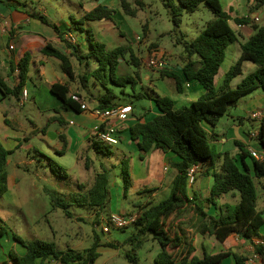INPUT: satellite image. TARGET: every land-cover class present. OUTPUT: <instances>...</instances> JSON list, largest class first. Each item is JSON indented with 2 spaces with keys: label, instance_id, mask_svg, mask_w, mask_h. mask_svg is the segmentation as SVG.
Segmentation results:
<instances>
[{
  "label": "trees",
  "instance_id": "1",
  "mask_svg": "<svg viewBox=\"0 0 264 264\" xmlns=\"http://www.w3.org/2000/svg\"><path fill=\"white\" fill-rule=\"evenodd\" d=\"M117 1L121 11L133 17L144 5L142 0H135L136 7H133L127 0ZM252 1L251 10L259 9L264 5V0ZM162 2L170 10L176 27L179 26L182 15L195 12L202 3L213 15L193 40L182 39L183 54L180 55L182 75L186 81H197L203 92L189 106L179 109H174V102L168 96L157 93H153V96L147 95L155 103L158 114L151 118H144V114L127 128L130 139L136 142L141 160L151 148H156L173 152L179 161L172 165L176 170V175L171 183L169 195L156 204L142 206L136 204L139 207V217L131 225L134 226L136 232H132L123 241V244L130 246V251L125 252L124 257L128 263L136 264V251L142 248L145 238L151 237L159 245V251L153 258V264H219L228 256L232 258L233 264H247L248 255L232 252L205 253L202 257L192 255L194 247L190 236L178 235L170 225L166 226V222L191 208L204 219L196 231L200 234L214 236L219 242L225 241L234 233L251 242V238L258 234L264 223L263 211L259 210L256 205L258 194L255 185L256 179L264 178V161L259 162L252 158L239 141L234 142L239 150L238 159L228 152H218L210 143V136L203 125L207 124L215 128L220 118L226 113L228 106L235 104L240 97L254 89L261 88L264 94V24L254 25L253 34L242 42L240 35L231 28L230 17L224 11L220 0H162ZM114 12L113 9L98 4L86 11L79 20L73 21L68 28L70 33L73 29L86 31L90 50L78 55L79 49L71 46L70 56H74L79 64L86 60L85 72L78 75L81 87L86 88L88 80L92 79L95 85L99 83L104 88L105 92L98 97L87 94L89 101L96 98V109L98 110L114 106L111 101L116 97V92L108 86L109 83L119 87L122 94H124L123 88L129 84L133 97L136 99L146 97L142 93L135 94V87L141 82L138 71L141 62L132 51L121 45L107 49L104 43L94 39L90 28L82 27L85 21L102 19L112 21ZM29 15L58 32L57 25L52 24L44 15L39 13ZM234 21L240 25L248 24L250 18H235ZM143 33L146 34V26H143ZM232 43H237L239 46V58L225 73L221 84L215 86L214 79L224 61L226 48ZM150 47L156 48L157 43L151 44ZM126 50H129L130 62L125 60ZM40 52L44 56L57 59L61 71L70 81L75 80L76 74L70 56L50 43H46ZM31 58L29 52L22 55L17 64L16 82L13 86L7 84L0 74L2 98L19 99L29 79ZM91 61L95 63V68L87 70ZM243 62H251L255 70L243 77L235 88H230L232 80L242 74ZM122 63L132 65L137 70L129 74H119ZM160 75L173 79L176 90L182 91L183 84L179 75L167 69L161 70ZM49 91L61 102L60 107L63 111L74 113L83 111L81 102L84 100L81 99V102L72 100L67 84L54 83L49 86ZM51 121L64 124L63 120L57 116L48 120V122ZM39 132L45 134V127ZM59 140L61 148L58 153L62 155L67 149L66 136L60 135ZM88 141L95 152L105 156L112 154L111 146L101 143L95 135L90 136ZM258 143L264 148L263 127L259 130ZM9 154L10 152L0 143V199L7 190L6 163ZM247 157L250 158V165L245 163ZM128 163L129 159L121 162L124 189H127L130 184ZM194 164L202 166L203 170L200 174L212 176L213 183L206 201L214 206V215H206L203 208L188 196L190 185L187 172ZM48 166L54 175L66 176L64 168L54 164L52 160L48 161ZM109 183L108 171L102 169L95 175L89 187L79 184V191L68 196L48 191L46 195L52 207L62 209L68 218H71V213L67 207L74 204L95 209V216L99 217L109 201ZM229 192L238 193L237 203L217 204L215 200ZM123 229L125 228L119 230ZM5 233L6 228L0 227V237ZM13 237L25 249V252L21 255L12 253L7 261H2L0 264H95L101 255L98 251L100 246L118 249L112 242L101 245L97 235L94 236L91 246L82 251L59 249L54 242L40 239L23 240L16 236ZM249 254L255 255L259 263L264 264V243L251 242V253Z\"/></svg>",
  "mask_w": 264,
  "mask_h": 264
},
{
  "label": "rangeland",
  "instance_id": "2",
  "mask_svg": "<svg viewBox=\"0 0 264 264\" xmlns=\"http://www.w3.org/2000/svg\"><path fill=\"white\" fill-rule=\"evenodd\" d=\"M101 1H104L102 5L115 11L112 15V21L104 19L85 21L82 27L85 29L90 28L94 39L104 43L107 49L121 45L132 51L141 62L138 68L141 82L135 87V94L142 93L146 96L136 99L133 97V91L129 84L123 88L124 94H122L119 87L109 83L108 86L116 92V97L112 99L111 103L114 105L129 104L132 106L136 117L142 116L145 112H148L150 106V99L147 95H151L150 89L155 87L153 89L160 91V95L168 96L175 101V108H180L178 102L180 94L176 90L174 80L169 77L161 78L160 71L149 69L146 66V61L151 56L156 55L163 58L166 64L173 69L181 64L182 39L186 41L193 40L213 17L203 3L199 5L195 12L182 15L178 27L174 25L172 14L163 5L162 0H142L143 8L134 17L125 15L121 11L117 0H15L14 4L16 7L24 8L29 12L43 14L60 30L66 31L73 21L79 20L87 10L94 7L96 2ZM127 1L133 7L137 6L135 0ZM220 3L222 7H226L227 0H220ZM13 7L5 5L0 0V16L8 15L9 11H13ZM143 26H146L145 35ZM36 27H38V32L45 35L55 34L52 27L38 20H33L25 25L27 29ZM18 29L17 25L12 29L13 32H8L9 37L13 39ZM86 36V31L73 29L72 33L68 32L66 34L67 41L64 44L59 42L58 46L65 49L68 55H71V49L68 46H76L81 52H86L90 50ZM137 36L139 40L136 38ZM15 43L12 40L8 44L14 45ZM153 43H157V47L152 49L150 45ZM60 47L59 49H61ZM230 48L235 51V54L239 53V47L236 43L231 44ZM23 49L20 48V52ZM39 49L38 45L29 47L32 58H47L40 53ZM229 50L226 52L227 59L222 69L231 62ZM11 56L14 58L15 55L11 53ZM124 56L126 62H130L129 50L125 51ZM232 58H235V56ZM71 62L77 73L83 74L86 70V60L79 64L74 57H71ZM44 65L45 79L50 80L57 77L68 80L61 71L57 59L49 57L48 62ZM93 68H95V63L91 61L87 70ZM135 70L137 68L132 65L122 63L119 74L132 73ZM9 74H11V71L6 72L5 76L7 77ZM146 76L153 77L152 82H148ZM8 77H10L8 81L13 83L14 76ZM240 79L241 76L233 79L230 88H235V84ZM73 88L74 90L78 89V92L84 98L87 110H89L88 104H94L86 98V95L98 97L105 92L104 88L99 83L95 85L92 79L88 80L86 88L81 87L79 84H74ZM25 89L28 91V97L22 102V105L15 98H4L2 111L7 113V118L16 125L15 127L20 132L26 133L31 128L30 123H34L38 127L44 126L46 135L44 137L32 135L28 141H21L22 146L15 150V155L10 158L6 165L11 189L0 199V227L6 228V233L0 238V262L7 261L12 253L19 255L17 249L11 245V241L15 242L13 236L23 240L40 239L54 242L59 249L63 250L82 251L91 246L94 236L97 235L100 238L101 245L112 242L118 249L100 246L98 251L101 255L95 264H130L124 257V253L130 251V246L123 244V241L132 232H136V229L134 226H129L119 230L113 226H108L106 223L107 217L112 214L126 215L138 211L139 207L136 204L140 203V206L146 204V192L141 190L146 188L149 190L151 187L159 186L163 178V175H161L162 170L151 168L146 172V161L138 160V156L132 154L135 148H127L125 142L111 146L112 154L109 156L95 152L91 147H88V143H85L83 148L79 150L78 160L74 152H65L60 155L58 151L61 148V142L52 138L58 125L47 122L48 117L54 115L56 111L59 112L56 110L58 109L56 98L48 92L45 80L43 82L38 81L37 85L27 80ZM245 125L250 126L248 122ZM226 149L232 154L233 143L227 144ZM31 157H34L36 161L28 164L27 162ZM126 158L129 159L130 184L127 189H124L125 182L121 162ZM49 160L64 168L66 176L58 177L54 175L48 166ZM102 169H106L109 174V201L99 217L95 216V209L87 206L75 204L68 206L67 209L71 213V218H68L62 209L52 207L46 191L68 196L79 191L78 186L81 182L89 187L93 183L95 175L101 172ZM15 180L17 181L16 186H14ZM117 186L120 187L119 192ZM158 199L154 201H158ZM230 199L231 195L229 194L222 196L218 201L220 203L230 202ZM199 219L200 222H203L202 217ZM200 222H197V224ZM103 228H106V231H103ZM219 244L218 246L222 248L223 245ZM236 250L242 255H248L251 260L249 252L245 253L244 249L239 248ZM158 251L159 245L156 241H153L151 237L145 238L142 248L136 251V264H153V258Z\"/></svg>",
  "mask_w": 264,
  "mask_h": 264
},
{
  "label": "crops",
  "instance_id": "3",
  "mask_svg": "<svg viewBox=\"0 0 264 264\" xmlns=\"http://www.w3.org/2000/svg\"><path fill=\"white\" fill-rule=\"evenodd\" d=\"M1 1L9 7L14 6L13 11H9L8 15L0 16V74L5 79L7 84H9L10 86H13L16 82L15 76L17 72V64L19 60L21 59L22 55L25 52L30 51L29 47L38 45L40 48L39 50H41V48L46 43H50L54 47L57 44L56 48L59 49L60 47L58 46L59 42L64 44L67 41L65 36L70 30L67 29L66 31H62L58 28V32L54 30L55 32L54 35H49V34L45 35L43 33L38 32V27L27 29L25 28V25L29 24L33 20H37L36 18L29 15L30 13H35V12H32V11L29 12L24 8L16 7V5L14 4L15 0H5V1L1 0ZM98 4L102 5L104 4V1H101L99 3L96 2L94 7L97 6ZM251 7H253L252 0H241L240 2L239 0H227L226 7L223 6L224 11L230 17L229 24L231 28L237 34H240L242 42L245 41L247 38H249L253 34L254 25L264 24V5L256 10H251ZM237 12H238V15H237ZM244 17L250 18V22L248 24L240 25V24L235 23L234 21L235 18H244ZM17 25L19 29L16 30L13 36V39H12L9 37L8 32L9 33L13 32L14 30L12 29L16 27ZM12 40H14L16 43L14 45L8 44ZM230 45H228V47L226 48L224 61L222 62L218 70V73L214 79L215 86H219L221 84L225 73L239 58L240 49H239V53L235 54V51L232 48H230ZM20 48H24L22 52H20ZM60 48H61L60 49L61 51H63L66 55H68L65 49H63L62 47ZM68 48L71 49V46H68ZM227 50L230 51L229 54L231 58L229 59L231 62L224 69H222L224 62L227 59L226 58ZM86 52H81L79 50L78 55L85 54ZM11 53L15 55L14 58H12ZM233 56H235V58H232ZM44 57H47V56H44ZM71 57H74V56H71ZM71 57H70V60H71ZM48 58L49 57L31 58L30 64H29V71H28V75H29L28 80H30L35 85H37L38 81L43 82V80H45L46 88L49 93H50L49 91L50 85L54 83L67 84L69 88V95L72 96V94H76L80 96L81 99L84 100V98L78 92V89L74 90L73 88L74 84L75 85L79 84L78 82L79 73H77L75 70L74 71L76 74V78L74 81H70L69 79L66 81L64 80V78H57V77H54L50 80L44 78L45 77V65L44 64L48 62ZM180 62L181 64L178 65L176 69H173L168 64H166L165 69H169V71L176 73L181 78V81L183 84L182 91L181 92L177 91L180 94V98L178 99V102L181 108V107L189 106L193 101H195L202 94L203 91H202L201 86L197 83V81L195 80L186 81L184 79L182 75V70H181L182 68L181 58H180ZM243 67H244V70H243ZM242 70L243 71H242V74L240 75L241 76L240 81L247 74L253 72L255 70V66L251 62H243ZM8 71H11V74H9L8 76H14L13 83H10L8 81L10 77L5 76L6 72L8 73ZM126 74H129V73H126ZM65 77L67 76L65 75ZM146 77H147L148 82H152L153 77L151 76H146ZM160 77L162 78L161 75ZM240 81H238L235 84V87L240 83ZM153 88L150 89L152 92L150 96H153V93L160 94L159 93L160 91L158 92L157 89L155 91V89ZM24 90H26L25 86H24ZM160 90L162 91V89ZM26 92H27V96L25 98L22 97V93H21L19 99H17V102L20 105H22V102L25 101V99L28 97V91L26 90ZM87 96L88 95H86V98ZM3 99L4 98H2V95H1L0 97V143L4 146L5 149H7L10 152V154L7 157V163H6L7 165L10 158L15 155V150L22 146L21 141H28L30 139V136L32 135H35V136L41 135L42 137H44L46 133L43 134L39 132V130L43 128L44 126L38 127L34 123H30L31 128L28 129L26 133L20 132L19 129L15 127L16 125L11 123L12 121H10L7 118L6 116L7 113L5 111H2L1 107L3 104ZM149 99H150L149 110L148 112H145L144 118H151L152 116H155L156 114H158V110L155 107V103L153 102L152 98H149ZM56 101L58 104V109L56 110H58L59 112L57 113L56 111L54 115L48 117L47 122L50 118L57 116L61 120H63L64 124L61 125L57 121H51L52 123L57 124L58 127L54 130V134L52 135V133H50V135L53 136L52 138L54 140H59L60 135L66 136V140H67L66 152L67 153L74 152L77 155V160H78L79 150L83 148L85 143H88V147H90L88 138L92 136L95 128L97 126H100V124L103 122L93 109V108H96V100L93 99L92 101H90L94 105L88 104L89 110H83L80 113L63 111L60 107L61 102L57 98H56ZM173 102H174V109H179V108H175V101ZM119 105L124 106V105H129V104H119ZM262 106H264V94L261 88H256L252 92L240 97V99L235 104L228 106L226 113L220 118L215 128H211L209 125L203 124L204 128L208 132V135L210 136V143L216 148L218 152L227 151L228 150L226 149L227 144L233 143L234 149H232V154L229 153L228 151L227 152L231 154L235 159H238V152H239L237 146L234 143L235 141L241 142L247 150L249 149V147H262L259 145L258 142H255L254 140H251L249 138V133L252 130L257 129L260 126L259 121L253 118V114L256 111H262L264 113V108H262ZM140 117L141 116L139 117L135 116L133 108H132V112L129 115L128 119L122 124H118V128L120 130L119 131V135H120L119 143L125 142L124 144L127 145V148L129 147L135 148V150L132 151V154L134 156L135 155L138 156V158H139V154H138V148H137L136 142L130 139L127 128L130 124L135 122V120ZM246 122H248L250 126L248 125L246 126L245 125ZM138 160H141V159L139 158ZM35 161L36 160L34 159V157H31V159L27 163L32 164ZM141 161L142 162L146 161V172H148V170H150L151 168L158 169V170L160 169L163 172L161 174L163 175V178L161 179L159 186L151 187L149 190L147 188L141 190L142 192L146 190V205L156 204L159 201L165 199L169 195L171 183L176 175V170L175 168H173L172 165L177 163L179 161V158L171 151H161L156 148H151L146 153L144 159H142ZM245 163L247 165H250L249 157L245 159ZM86 166H87V163H86ZM202 170L203 168L201 169V171ZM212 183H213V179L211 175H205L202 173L200 174L199 172L197 174L195 182L189 186V190H188L189 198L190 199L192 198L193 202L198 203L203 208V211L206 213V215H214L215 213L214 206L212 204H209L206 201L207 198L209 197V192H210ZM80 184L85 185L83 182H81ZM16 185H17V181L15 180L14 186ZM255 185H256V190L258 194L256 205L259 210L263 211V219H264V178L256 179ZM10 189H11L10 188V178L7 172V190L4 193L3 197L10 191ZM117 191L118 192L120 191L119 186H117ZM229 194L231 195L230 202L220 203L218 201V199L221 198L222 196L229 195ZM161 196H164V197L162 198ZM157 198H159L158 201H154ZM238 199H239L238 193L229 192V193L219 196L215 201L219 205L226 204V203L235 204L237 203ZM200 217L202 216L190 208L188 209V211L182 212V215H177L175 219L171 218L166 222V226L170 225V227H172L178 235L183 236V234H187L188 236H190V238L193 241V247H194L193 249L194 251L192 255H196L197 257H202L205 253L215 254L219 252H232V253L240 254L236 250L238 248L241 250L244 249L245 253H248V252L251 253V242L255 244L264 243V223L260 227L258 234L251 238V242L244 240L243 238L239 237L238 234L236 233L230 235L225 241L219 242L214 236H211L208 234H200L196 231L201 223L199 219ZM197 222H200V223L197 224ZM219 243L223 245L222 248L218 246L220 245ZM11 245H13L15 249H17V252L19 253V255L25 252V249L21 245H19L16 241L15 242L11 241ZM219 264H233V261H232V258L228 256L224 258L222 262H220Z\"/></svg>",
  "mask_w": 264,
  "mask_h": 264
},
{
  "label": "built area",
  "instance_id": "4",
  "mask_svg": "<svg viewBox=\"0 0 264 264\" xmlns=\"http://www.w3.org/2000/svg\"><path fill=\"white\" fill-rule=\"evenodd\" d=\"M139 40V37H136ZM146 66L149 69L161 71L165 69L166 62L160 56H151L146 61ZM27 96L26 90L22 91V97L25 98ZM72 100L76 102H81V98L76 95L72 94ZM81 109L87 110V106L85 102H81ZM96 114L101 118L103 121L100 126H97L92 135H95L96 138L103 144L109 146H115L120 142V135H119V128L118 124H122L125 122L129 115L132 112V108L130 105H114L104 110H98L94 108ZM253 118L259 121L260 126L257 129L252 130L249 133V138L258 142L259 130L261 127L264 128V113L262 111H256L253 114ZM248 152L252 158L255 160L262 162L264 161V148L263 147H249ZM202 166L200 165H192L188 172V183L192 185L197 177V174L201 172ZM139 217V210L133 213H129L126 215H116L112 214L107 217V225L113 226L117 229L127 228L131 226ZM103 231H106V228H103ZM247 264H260L258 258L255 255L251 256L247 261Z\"/></svg>",
  "mask_w": 264,
  "mask_h": 264
}]
</instances>
